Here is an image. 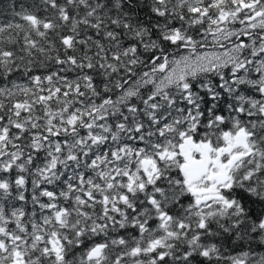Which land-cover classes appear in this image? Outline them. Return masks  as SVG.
Here are the masks:
<instances>
[{
	"label": "snow or ice",
	"instance_id": "obj_1",
	"mask_svg": "<svg viewBox=\"0 0 264 264\" xmlns=\"http://www.w3.org/2000/svg\"><path fill=\"white\" fill-rule=\"evenodd\" d=\"M0 264H264V0H2Z\"/></svg>",
	"mask_w": 264,
	"mask_h": 264
},
{
	"label": "trees",
	"instance_id": "obj_2",
	"mask_svg": "<svg viewBox=\"0 0 264 264\" xmlns=\"http://www.w3.org/2000/svg\"><path fill=\"white\" fill-rule=\"evenodd\" d=\"M0 2H2V0H0Z\"/></svg>",
	"mask_w": 264,
	"mask_h": 264
}]
</instances>
